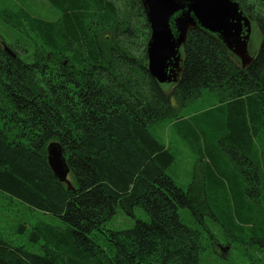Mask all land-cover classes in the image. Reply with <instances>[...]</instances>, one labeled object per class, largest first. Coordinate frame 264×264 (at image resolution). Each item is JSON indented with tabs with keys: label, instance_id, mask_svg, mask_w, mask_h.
<instances>
[{
	"label": "trees",
	"instance_id": "trees-1",
	"mask_svg": "<svg viewBox=\"0 0 264 264\" xmlns=\"http://www.w3.org/2000/svg\"><path fill=\"white\" fill-rule=\"evenodd\" d=\"M47 2L56 20L0 6L12 28L0 35V193L62 226L32 230L29 241L43 254L0 237V264H200L202 236L182 222L179 210L186 208L197 221L206 213L234 233L249 227L264 256V151L254 142L264 138V12L255 5L264 0H238L262 40L248 68L218 35L198 27L188 35L174 85L149 73L151 29L141 0ZM205 90L219 98L225 120L221 148L205 143L200 200L197 172L187 191L178 187L168 174L175 153L149 128L180 119L179 110ZM51 142L63 148L73 190L49 166ZM227 165L234 171L225 172ZM234 180L244 185L241 201L217 195ZM224 203L234 209L219 208ZM118 208L130 216L141 208L149 221L106 229Z\"/></svg>",
	"mask_w": 264,
	"mask_h": 264
},
{
	"label": "rangeland",
	"instance_id": "rangeland-1",
	"mask_svg": "<svg viewBox=\"0 0 264 264\" xmlns=\"http://www.w3.org/2000/svg\"><path fill=\"white\" fill-rule=\"evenodd\" d=\"M5 5L23 6L33 16L46 20H56L59 17V13L52 9L47 0H0V6ZM255 5L264 12L262 5L258 2H255ZM11 33L12 28L0 18V35L7 37ZM252 38L251 51L257 53L262 41L257 27H254ZM5 46L7 45L4 43ZM219 104V98L214 93L205 90L201 97L179 110L177 116L180 119L161 120L149 128L157 140L175 153L176 161L169 169L168 174L178 187L187 191L194 180V173L197 172V193L200 200L205 197L202 186L204 162L200 159L204 158L207 163L209 162L204 156L205 143H213L216 148H221L219 144L220 129L223 124L219 127V122H223L225 116L217 109ZM254 142L258 150L264 151V138H254ZM224 169L227 172L232 170L233 166L227 165L224 166ZM234 183L232 187L228 184L227 188L218 190L217 195L221 197L229 195L237 197L241 201L239 196L241 197L244 192V185H239V182L237 183L235 180ZM219 208L225 209L226 212L234 209L227 208L225 203ZM256 210L259 213V209L256 208ZM179 214L184 224L199 231L202 236L203 250L200 264H264V256L259 245H255L251 240L249 227H244L243 231L234 233L224 228L222 222H217L206 213L201 217V222L197 221L187 208L180 209ZM137 220L149 221V216L141 208H136L133 216L127 215L121 208H118L115 216L106 223V229L129 230L134 227ZM40 223L62 226V222L58 218L0 193L1 238L15 246H22L30 252L43 254L41 244L33 245L29 241L30 233ZM22 227H24L23 232L21 231ZM98 241L105 247L106 244L103 243L102 238H98Z\"/></svg>",
	"mask_w": 264,
	"mask_h": 264
},
{
	"label": "water",
	"instance_id": "water-1",
	"mask_svg": "<svg viewBox=\"0 0 264 264\" xmlns=\"http://www.w3.org/2000/svg\"><path fill=\"white\" fill-rule=\"evenodd\" d=\"M151 29L147 65L153 79L162 85L177 84L183 71L182 50L191 30L198 27L218 35L243 69L255 59L250 49L253 18L238 0H141ZM174 27V28H173ZM12 57L15 54L4 47ZM49 166L55 177L73 190L70 168L58 142L47 147Z\"/></svg>",
	"mask_w": 264,
	"mask_h": 264
},
{
	"label": "flooded vegetation",
	"instance_id": "flooded-vegetation-1",
	"mask_svg": "<svg viewBox=\"0 0 264 264\" xmlns=\"http://www.w3.org/2000/svg\"><path fill=\"white\" fill-rule=\"evenodd\" d=\"M253 30H254V23H253ZM253 36V35H252ZM253 42V38H251V42H250V49H251V47H252V43ZM253 55H255V54H257V53H253V52H251Z\"/></svg>",
	"mask_w": 264,
	"mask_h": 264
},
{
	"label": "crops",
	"instance_id": "crops-1",
	"mask_svg": "<svg viewBox=\"0 0 264 264\" xmlns=\"http://www.w3.org/2000/svg\"><path fill=\"white\" fill-rule=\"evenodd\" d=\"M170 149V148H169ZM171 150V149H170ZM172 151V150H171ZM173 152V151H172Z\"/></svg>",
	"mask_w": 264,
	"mask_h": 264
}]
</instances>
